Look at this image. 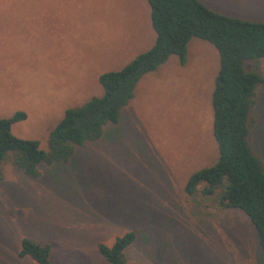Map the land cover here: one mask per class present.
<instances>
[{
    "label": "rangeland",
    "instance_id": "374dc122",
    "mask_svg": "<svg viewBox=\"0 0 264 264\" xmlns=\"http://www.w3.org/2000/svg\"><path fill=\"white\" fill-rule=\"evenodd\" d=\"M200 1L264 21V0ZM154 40L146 0H0V118L25 112L12 134L46 150L64 111L102 94L98 76ZM218 68L214 47L193 38L185 64L172 56L145 75L120 124L69 163L41 166L38 179L2 165L0 264H36L18 257L23 238L49 244L53 264H107L98 245L130 231L127 264H263L242 212L184 192L190 175L218 157L211 106ZM244 69L264 77V60ZM255 99L249 143L264 161V85Z\"/></svg>",
    "mask_w": 264,
    "mask_h": 264
},
{
    "label": "trees",
    "instance_id": "16d2710c",
    "mask_svg": "<svg viewBox=\"0 0 264 264\" xmlns=\"http://www.w3.org/2000/svg\"><path fill=\"white\" fill-rule=\"evenodd\" d=\"M146 2L155 34L152 46L120 70L100 74L102 94L66 109L48 134L46 150L40 149L36 140L12 134V126L26 120L25 112L0 118V167L9 164L25 176L38 179L41 166L69 163L79 148L99 141L108 127L120 124L122 111L145 75L172 56L184 65L188 43L200 39L212 45L219 58L211 98L218 157L213 165L190 175L184 192L188 196L200 192L203 199L213 196L222 210L242 212L255 230L264 259V161L253 153L249 143L255 90L264 85V77L244 69L247 61L264 60V21L231 17L200 0ZM135 240L136 233L130 231L116 237L110 246L99 244L97 251L107 264H127L125 251ZM18 257L36 264H53L50 245L28 238L21 239Z\"/></svg>",
    "mask_w": 264,
    "mask_h": 264
}]
</instances>
